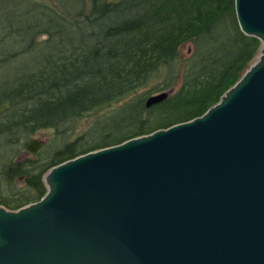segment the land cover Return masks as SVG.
I'll use <instances>...</instances> for the list:
<instances>
[{"label":"trees","instance_id":"16d2710c","mask_svg":"<svg viewBox=\"0 0 264 264\" xmlns=\"http://www.w3.org/2000/svg\"><path fill=\"white\" fill-rule=\"evenodd\" d=\"M259 47L234 0H0V205L38 201L63 161L200 116Z\"/></svg>","mask_w":264,"mask_h":264},{"label":"water","instance_id":"95a60500","mask_svg":"<svg viewBox=\"0 0 264 264\" xmlns=\"http://www.w3.org/2000/svg\"><path fill=\"white\" fill-rule=\"evenodd\" d=\"M234 5L257 60L200 116L63 161L38 201L0 205V264H264V0Z\"/></svg>","mask_w":264,"mask_h":264},{"label":"rangeland","instance_id":"374dc122","mask_svg":"<svg viewBox=\"0 0 264 264\" xmlns=\"http://www.w3.org/2000/svg\"><path fill=\"white\" fill-rule=\"evenodd\" d=\"M258 57H259V51L257 52L256 56L252 59V61L248 65L250 66L251 64H253L257 60ZM50 134H51L50 130H40L33 136V138L37 140H42L44 143ZM46 191H47V186H46Z\"/></svg>","mask_w":264,"mask_h":264}]
</instances>
